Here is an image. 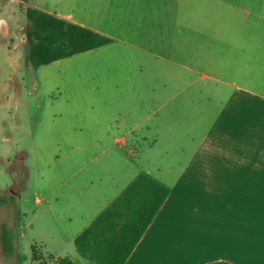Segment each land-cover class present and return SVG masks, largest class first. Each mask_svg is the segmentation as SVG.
Here are the masks:
<instances>
[{
	"label": "rangeland",
	"instance_id": "374dc122",
	"mask_svg": "<svg viewBox=\"0 0 264 264\" xmlns=\"http://www.w3.org/2000/svg\"><path fill=\"white\" fill-rule=\"evenodd\" d=\"M28 7L112 43L35 69ZM180 76L192 80L195 109L159 126L163 95ZM232 76H264V0H0V237L5 224L15 238L11 256L0 241V264H51L60 251L78 258L72 237L84 220L71 214L70 223L61 208L65 188L83 183L65 182L68 173L90 175L92 188L147 171L175 176L216 122L217 92Z\"/></svg>",
	"mask_w": 264,
	"mask_h": 264
},
{
	"label": "crops",
	"instance_id": "0c3cea01",
	"mask_svg": "<svg viewBox=\"0 0 264 264\" xmlns=\"http://www.w3.org/2000/svg\"><path fill=\"white\" fill-rule=\"evenodd\" d=\"M180 77L184 81L178 90L163 95L159 126L175 127L180 112L195 109L192 80ZM178 97L182 105L173 104ZM196 110L203 116L207 108ZM196 145L192 155L179 160L175 176L158 178L145 172L167 186L170 194L125 264H264V76H232L228 88L218 90L216 122ZM68 174L65 182L79 176L83 183L63 191L61 209L70 223L71 214L84 220L73 234L74 243L141 173L123 180L120 187L113 179H101L98 188L86 184L90 175L82 171ZM45 215L59 237L57 249L62 250L66 242L51 219L50 205ZM61 252L49 255L51 264L65 256L74 264H92Z\"/></svg>",
	"mask_w": 264,
	"mask_h": 264
},
{
	"label": "trees",
	"instance_id": "16d2710c",
	"mask_svg": "<svg viewBox=\"0 0 264 264\" xmlns=\"http://www.w3.org/2000/svg\"><path fill=\"white\" fill-rule=\"evenodd\" d=\"M26 19V60L35 69L112 43L106 35L36 7L26 9ZM169 194L167 186L146 173L139 174L77 235L74 245L78 255L94 264H125ZM0 238L11 256L13 235L5 224ZM36 250L34 246V262L39 261ZM54 264L74 263L65 256Z\"/></svg>",
	"mask_w": 264,
	"mask_h": 264
}]
</instances>
